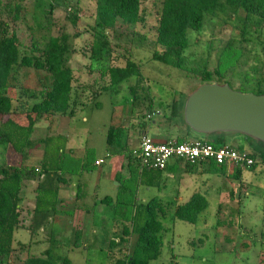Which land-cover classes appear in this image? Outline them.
<instances>
[{
  "label": "trees",
  "instance_id": "obj_1",
  "mask_svg": "<svg viewBox=\"0 0 264 264\" xmlns=\"http://www.w3.org/2000/svg\"><path fill=\"white\" fill-rule=\"evenodd\" d=\"M43 1L47 10H42V14L52 16L56 8L63 9L66 14L65 21L72 26V33H66L62 26L59 32L53 35L50 29L54 23L47 28L40 23H35L34 12L29 13L21 0H0V147L10 148L19 156V162L15 165L0 164V264H14L10 262V257L15 251L14 232L21 227L23 184L35 182L34 206L29 212L32 229L30 233H33L34 230L46 227L49 229L54 225L60 184L66 182L63 175L72 173L71 156L69 160L66 158L63 160L64 157L60 159L59 153L63 154L64 150L60 143H53V139H62L65 136L57 135L43 140H32L31 135L36 123L47 122V130L50 131L55 117L75 116L80 111L81 105L78 106L76 99H73V95L77 93L73 88L75 86L79 91L89 88L87 85L79 84L71 67L72 57L76 52L73 42L78 38V34L75 33L79 20L78 1ZM142 2L143 0H95L93 23L85 29V32L91 36L89 59L91 71H104L108 77V85L93 90L92 102L97 106L96 99L100 94L107 92L117 94L118 90H115V87L135 78V84L129 88L132 96L131 104L141 103L137 116L141 117V122H138V129H136L138 140L142 135H148L146 131L153 125L154 127L164 126L167 129V134H164L167 138L157 141L166 142L174 138L177 143H182L193 140L189 138L191 134L188 129H185L183 137L177 136V123L184 126L180 111L185 95H180L182 99L174 98L169 103L156 102L153 98H149V85L143 78L139 63L132 60V50L148 51L150 61L180 72L190 70L191 76L200 80V83H210L215 79H217L215 82L220 84L227 83L224 72L228 71L230 77L232 73H238L230 62L244 55L241 49H233L232 40H226L221 47L214 69L209 70L206 63L197 68H189L185 57V53L190 48L189 36L200 33L206 21L216 20L217 24L220 21H231L232 28L240 35L239 41L252 42L253 38L248 32L254 31L255 27L264 28V0H158L160 4L158 26L155 36L148 41L145 34L136 30L145 19ZM28 14L31 16L29 23L25 21ZM19 24H24L30 35L27 45L22 43L17 35ZM120 27L130 30V35L118 31ZM44 28L47 34L42 35L40 32ZM110 35H112L111 38ZM116 35L120 38L125 36L127 44L124 52L118 57L113 56L115 48L120 49L118 44H113V37ZM259 37L257 35L256 39ZM131 43L134 46L133 49L130 46ZM255 44L259 45L260 51L254 54L253 66L245 73H240L243 82L238 83L247 88L243 93L264 95V42L256 41ZM113 58L122 59L124 66L108 65ZM224 64L228 66L225 67ZM161 112L163 116L160 123L158 122L160 125L152 122L153 117ZM133 127L134 125L124 129L109 127L106 132L108 156L124 154L129 173V178L119 183L118 195L114 200L106 196L100 201L101 206L113 205L112 209L115 208L114 206L117 207L114 213L120 217L117 222L123 225L121 232H113L114 238L107 245L109 264H150L151 261L158 259L163 246L161 234L164 227L160 218L170 216L172 221L179 220L195 225L208 208L207 198L200 193H193L186 202L181 204L178 203V196L173 202H163L155 198L139 204L135 200L124 202L129 182L138 180L139 184L145 183L146 187L151 188L159 182L160 173L171 172L176 165L171 163L163 171L142 168L138 157V147L130 149L129 141L132 137L130 130L134 129ZM224 137L225 135H212L207 142L214 147H227L238 153H246V156L252 160V165L229 167L212 161H196L193 164L185 163L184 170L191 175L194 168L200 167L201 172L216 173L224 177H228L229 170L232 171V178L237 182V191L229 193L232 205L218 203L216 222L213 225L216 234L223 237L224 244H229L232 240L231 228L241 216L239 192L243 188L242 172L245 170L254 172L258 166H262L264 176V145L255 143L248 137L237 135L234 137L243 139L244 143L234 147L232 144L226 145ZM66 142L67 139L64 144ZM37 147L43 148L40 164L34 167L25 165L29 155ZM68 152L72 155V149ZM55 159H58V162L60 160L59 167L57 163L54 167L52 166V160ZM97 161H94L96 166H98ZM118 179L116 176V180ZM75 188L74 199L77 201L82 197V188L80 184H77ZM235 194L237 202L232 201ZM125 206L135 207L130 217L124 216L126 214L120 211ZM170 207H174V210L168 214L165 209ZM86 208L80 207L84 213H90L91 209ZM223 209H229L225 218L221 217ZM124 221L127 226L124 225ZM116 227H118L117 224H115V230ZM133 235L137 237L130 249V238ZM74 236L77 241L74 246H77L82 233L76 229ZM240 245L248 247L247 242ZM19 246L20 250L24 248V245L19 244ZM115 246L119 247L117 254L112 250ZM44 255V257L28 256L19 264H70L67 258L55 254L52 247L47 249ZM169 264L176 263L172 261Z\"/></svg>",
  "mask_w": 264,
  "mask_h": 264
},
{
  "label": "rangeland",
  "instance_id": "obj_2",
  "mask_svg": "<svg viewBox=\"0 0 264 264\" xmlns=\"http://www.w3.org/2000/svg\"><path fill=\"white\" fill-rule=\"evenodd\" d=\"M21 1L29 13L34 12L35 23H40L46 28L54 23L50 29L51 34H57L62 26L66 33H72V26L65 21L66 14L63 9L56 8L52 16L43 15L41 11L47 10L43 0ZM77 1L79 20L75 33L78 34V38L73 42L76 52L73 54L71 67L79 84L87 85L89 88L79 91L74 86L73 89L77 93L73 95V99H76L78 106L81 105V109L73 117H57L58 119L54 122L57 123L56 129L62 132L65 138L53 139V143H60L64 150L63 154L59 153L60 159L64 157L63 160L65 158L69 160L68 158L71 156L72 173L63 175L66 182L60 184L54 225L49 229L46 227L34 230L33 233H30L32 229L29 212L34 205L35 183L25 182L23 184L21 227L14 232L13 248L15 251L10 257V262L12 261L14 264H19L28 256L44 257L45 251L50 247L55 254L67 258L70 264H109L107 245L114 238L113 232H121L123 228V225L117 222L120 217L114 213L117 207L114 206L115 208L112 209L113 205L111 207L109 205L101 206L100 202L106 196H110L114 200L118 195L119 183L123 179L129 178L124 154L108 156L105 138L109 127L124 129L134 125V129L130 130L132 137L129 144L130 149L137 147L138 136L136 134L138 131L136 129H138V122H141V117L137 116L141 109V103L138 101L137 105L131 104L132 96L129 87L135 84V78L115 87L114 89L118 90L117 94L112 92L100 94L96 99L97 106L92 102L93 90L108 85V77L104 71H91L89 59L91 36L85 32V29L93 23L95 0ZM142 8L145 19L136 30L145 34L146 41H148L156 34L160 4L158 0H143ZM30 17L28 14L25 20L27 23H29ZM231 24V21H220L219 24L216 20L206 21L200 33L189 36L190 48L185 53V57L189 68H197L206 63L208 69L212 70L217 65L222 45L226 40L231 39L233 49H241L244 58L242 56L238 60V57L231 60L230 65H233L232 67H235V71L238 73L234 72L230 77L228 71L224 72L227 79L230 77L229 82L225 79L227 83L224 84L234 90L245 92L247 88L239 85L243 79L240 73H245L253 66L254 54L260 51L259 45H256L255 42H264V28L255 27L254 31L248 32L253 38L252 42H240V35L232 28ZM118 31L128 35L131 33L124 27L118 28ZM40 33L45 34V28ZM17 35L22 43L28 44L30 35L24 24L18 25ZM257 35L260 36L258 39H256ZM113 44L120 46V49L115 48L116 50L113 52V56L118 57L126 48V37L114 36ZM130 46L132 49L134 48L132 43ZM135 50H132V60L139 63L143 78L149 85L148 97L153 98L156 102L169 103L172 99L181 98L180 95H186L201 84L200 80L191 76L190 70L180 72L169 66L150 61L148 51ZM108 65L124 66V61L113 58ZM224 66L228 65L224 64ZM215 81L217 79L213 80V82ZM162 116V112L155 115L152 122L158 123ZM46 126V122H37L31 139H44L47 134ZM177 128V136L183 137L184 126L177 123ZM166 130L164 126L154 127L153 125L146 132L152 138L165 140L163 138H167L164 135L167 134ZM189 138L209 140L195 137L192 134ZM224 138L226 145L232 144L237 147L238 144L244 143L243 139L234 136H225ZM66 139L67 142L64 144ZM7 149L0 147V164L18 162L17 158H12L9 155L11 149L9 148V153L6 151ZM69 149H72V155L69 154ZM42 150L43 148H41ZM41 151L38 148L33 150L25 165L38 166L41 162ZM55 160H52V166L54 167L57 163V167H59L60 160L59 162L58 159ZM95 160H102V163L96 166L94 165ZM173 167L171 172L160 173L159 182L151 188L146 187L145 183L139 184L138 180L137 182H127L128 189L124 195V202L135 200L139 204L153 198L163 202H173L175 197L180 195L182 199L178 203L181 204L186 202L193 193H200L207 198L208 208L195 225L179 220L172 221L170 216L160 218L164 227L161 234L163 246L158 259L151 261L150 264H169L172 261L176 264H264V176L262 166H258L254 172L247 170L242 172L241 185L243 188L239 192L241 216L231 228L232 240L229 244H224L223 237L216 234L213 225L216 222L218 203L232 205L229 193L237 191V182L232 178V171L229 170L228 177H224L216 173L201 172V168L197 167L190 175L184 170L182 163H176ZM116 176H118V180H116ZM77 184H80L82 188V197L76 201L74 196ZM237 200L235 194L232 201L237 202ZM83 206L87 207L86 209H91V212L84 213L80 209ZM134 206H130V208L125 206L120 211L126 214L124 216L130 217L134 213ZM165 210L169 214V212H173L174 207ZM228 210L221 211L222 218L228 215ZM123 223L127 226L125 221ZM115 224L118 225L116 230L114 229ZM128 226L130 227L129 224ZM76 229L82 233V238L77 243L78 245L74 246V243L77 242L74 239ZM136 237L133 235L130 238V249L133 247ZM243 242H247L248 247L241 246L240 244ZM19 244L24 245V248L20 250ZM118 248V246L112 247L115 254H117Z\"/></svg>",
  "mask_w": 264,
  "mask_h": 264
},
{
  "label": "water",
  "instance_id": "obj_3",
  "mask_svg": "<svg viewBox=\"0 0 264 264\" xmlns=\"http://www.w3.org/2000/svg\"><path fill=\"white\" fill-rule=\"evenodd\" d=\"M180 115L184 128L195 137L240 135L264 145V95L205 82L185 95Z\"/></svg>",
  "mask_w": 264,
  "mask_h": 264
},
{
  "label": "built area",
  "instance_id": "obj_4",
  "mask_svg": "<svg viewBox=\"0 0 264 264\" xmlns=\"http://www.w3.org/2000/svg\"><path fill=\"white\" fill-rule=\"evenodd\" d=\"M138 157L142 168L151 171H163L171 163L193 164L196 161H212L218 165L229 167H247L252 160L246 153H238L227 147H214L206 140L194 139L177 143L174 140L160 142L142 135L138 145ZM97 161L96 164H101Z\"/></svg>",
  "mask_w": 264,
  "mask_h": 264
},
{
  "label": "crops",
  "instance_id": "obj_5",
  "mask_svg": "<svg viewBox=\"0 0 264 264\" xmlns=\"http://www.w3.org/2000/svg\"><path fill=\"white\" fill-rule=\"evenodd\" d=\"M63 118V117H62ZM55 120H57L58 118L57 117H55L54 118ZM43 122H45V121H43ZM55 122V121H54ZM46 124H47V122H46ZM56 124L57 123H53V125L54 126H52V129L50 130V131H48L47 130V126H46V132H47V134H45V138H47V137H49V136H64V134H62V132H60V131H57V129H56ZM44 138V139H45ZM163 139H165V138H163ZM41 140H43V138L41 139ZM155 140H157V139H155ZM160 140H162V139H160ZM138 143H139V140H138ZM137 147H138V145H137ZM137 147H135V148H137ZM38 148V150H40L41 151V148H39V147H37ZM37 148H36V150H37ZM9 150V148L6 150L8 153L10 152V151H8ZM9 155H11L12 156V158H17L18 159V162H19V156L18 155H16L14 152H10L9 153ZM41 157H42V151H41ZM17 163V162H16ZM16 163H14V164H9V165H15ZM30 183H35V182H30ZM59 193H60V191H59ZM60 196V195H59ZM182 199V197L179 195L178 196V201L179 200H181ZM187 201V200H186ZM34 206V205H33ZM33 209V208H32Z\"/></svg>",
  "mask_w": 264,
  "mask_h": 264
}]
</instances>
